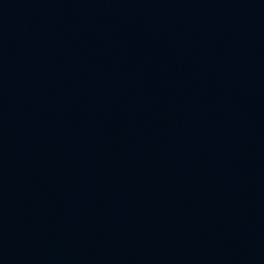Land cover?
I'll return each mask as SVG.
<instances>
[{"label":"water","instance_id":"water-1","mask_svg":"<svg viewBox=\"0 0 264 264\" xmlns=\"http://www.w3.org/2000/svg\"><path fill=\"white\" fill-rule=\"evenodd\" d=\"M0 264H264V0H0Z\"/></svg>","mask_w":264,"mask_h":264}]
</instances>
